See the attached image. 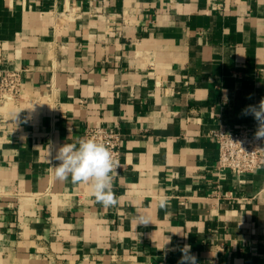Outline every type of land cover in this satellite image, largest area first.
I'll return each mask as SVG.
<instances>
[{
  "label": "crops",
  "instance_id": "1",
  "mask_svg": "<svg viewBox=\"0 0 264 264\" xmlns=\"http://www.w3.org/2000/svg\"><path fill=\"white\" fill-rule=\"evenodd\" d=\"M12 70L0 264H178L185 245L197 264H264V169L220 172L211 136L258 131L243 113L264 99V0H0ZM88 127L122 133L116 206L55 178Z\"/></svg>",
  "mask_w": 264,
  "mask_h": 264
},
{
  "label": "clouds",
  "instance_id": "2",
  "mask_svg": "<svg viewBox=\"0 0 264 264\" xmlns=\"http://www.w3.org/2000/svg\"><path fill=\"white\" fill-rule=\"evenodd\" d=\"M243 114L254 116L259 125L256 137H264V99L258 106L246 108ZM55 159L60 161L53 167L58 181H68L70 178L73 184L87 185L96 202L104 207L116 206L119 203V198L113 191V181L119 174L120 166L104 143L91 138L66 143L59 148ZM158 204L160 208L166 207L167 198L160 196ZM136 219L137 224L150 222L145 216H138ZM180 251L183 255L178 264H197L189 245H185Z\"/></svg>",
  "mask_w": 264,
  "mask_h": 264
},
{
  "label": "built area",
  "instance_id": "3",
  "mask_svg": "<svg viewBox=\"0 0 264 264\" xmlns=\"http://www.w3.org/2000/svg\"><path fill=\"white\" fill-rule=\"evenodd\" d=\"M22 73L19 70L6 71L0 79V95L18 96L21 91ZM219 147L217 169L237 176L255 173L264 169V137L257 138L246 129L238 132L215 130L211 132ZM104 143L118 161L122 163V133L117 127H88L84 139Z\"/></svg>",
  "mask_w": 264,
  "mask_h": 264
}]
</instances>
